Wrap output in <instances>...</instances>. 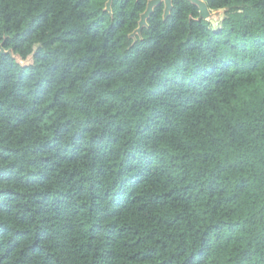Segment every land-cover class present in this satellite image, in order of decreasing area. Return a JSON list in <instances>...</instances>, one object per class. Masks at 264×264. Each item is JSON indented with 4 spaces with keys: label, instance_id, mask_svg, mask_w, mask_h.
<instances>
[{
    "label": "trees",
    "instance_id": "trees-1",
    "mask_svg": "<svg viewBox=\"0 0 264 264\" xmlns=\"http://www.w3.org/2000/svg\"><path fill=\"white\" fill-rule=\"evenodd\" d=\"M147 1L0 0V264H264V0Z\"/></svg>",
    "mask_w": 264,
    "mask_h": 264
},
{
    "label": "water",
    "instance_id": "water-1",
    "mask_svg": "<svg viewBox=\"0 0 264 264\" xmlns=\"http://www.w3.org/2000/svg\"><path fill=\"white\" fill-rule=\"evenodd\" d=\"M112 1L113 0H106V2H105L104 9L108 12H111ZM188 1L198 7L199 16H198L197 20H201V19L202 20H209L212 16H215V17L219 16V14L221 12L220 11L221 9L211 11L207 7V4L204 0H188ZM161 3L164 6L163 7V14H162L163 19H165L169 15V12H170L171 7H172V0H148L144 11L140 14V17L138 20V26L130 33V35H129L130 37L135 38L136 35L141 34V30L144 26H146V24H147L146 20L150 16V14L153 12L154 7L161 4ZM0 51L3 53L11 52V50H8V51L4 50L1 45H0ZM13 57L15 58V60L18 63L22 64L21 63L22 60L20 59L19 56L13 55Z\"/></svg>",
    "mask_w": 264,
    "mask_h": 264
},
{
    "label": "rangeland",
    "instance_id": "rangeland-1",
    "mask_svg": "<svg viewBox=\"0 0 264 264\" xmlns=\"http://www.w3.org/2000/svg\"><path fill=\"white\" fill-rule=\"evenodd\" d=\"M220 14L219 16L215 17V16H212L208 21L211 23V25L213 27H218L219 26V23L220 21L222 20V18L224 17V9H221L220 10ZM23 61V62H22ZM21 63L22 64H29L31 62V57L29 56L28 58H26L25 60H22Z\"/></svg>",
    "mask_w": 264,
    "mask_h": 264
}]
</instances>
